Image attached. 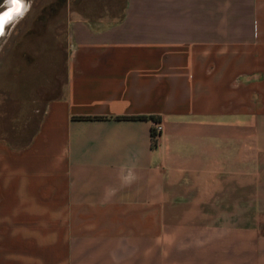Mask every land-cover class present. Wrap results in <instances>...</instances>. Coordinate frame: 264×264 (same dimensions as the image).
I'll list each match as a JSON object with an SVG mask.
<instances>
[{
  "label": "crops",
  "instance_id": "0c3cea01",
  "mask_svg": "<svg viewBox=\"0 0 264 264\" xmlns=\"http://www.w3.org/2000/svg\"><path fill=\"white\" fill-rule=\"evenodd\" d=\"M68 12L62 96L0 143V264H264V0Z\"/></svg>",
  "mask_w": 264,
  "mask_h": 264
},
{
  "label": "rangeland",
  "instance_id": "374dc122",
  "mask_svg": "<svg viewBox=\"0 0 264 264\" xmlns=\"http://www.w3.org/2000/svg\"><path fill=\"white\" fill-rule=\"evenodd\" d=\"M22 15L0 35V143L28 142L44 105L64 91L68 10L121 9L123 0H23ZM6 0H0V11Z\"/></svg>",
  "mask_w": 264,
  "mask_h": 264
},
{
  "label": "snow or ice",
  "instance_id": "6c2138e0",
  "mask_svg": "<svg viewBox=\"0 0 264 264\" xmlns=\"http://www.w3.org/2000/svg\"><path fill=\"white\" fill-rule=\"evenodd\" d=\"M10 3L14 6L7 12L0 15V35L3 34L4 26L13 20L14 16L22 15L20 0H10Z\"/></svg>",
  "mask_w": 264,
  "mask_h": 264
},
{
  "label": "built area",
  "instance_id": "2783aa9c",
  "mask_svg": "<svg viewBox=\"0 0 264 264\" xmlns=\"http://www.w3.org/2000/svg\"><path fill=\"white\" fill-rule=\"evenodd\" d=\"M161 126L158 122H154L151 129H150V137L152 140H156L158 137V134L160 132ZM152 131V133H151Z\"/></svg>",
  "mask_w": 264,
  "mask_h": 264
},
{
  "label": "bare ground",
  "instance_id": "6f19581e",
  "mask_svg": "<svg viewBox=\"0 0 264 264\" xmlns=\"http://www.w3.org/2000/svg\"><path fill=\"white\" fill-rule=\"evenodd\" d=\"M20 3H21V11L23 12V10L25 9L24 7V2L23 0H20ZM14 7L11 3H10V0H6V4H5V8H3L1 11H0V15H2L3 13L7 12L10 8ZM18 16V15H16ZM14 16V18L16 17Z\"/></svg>",
  "mask_w": 264,
  "mask_h": 264
},
{
  "label": "trees",
  "instance_id": "16d2710c",
  "mask_svg": "<svg viewBox=\"0 0 264 264\" xmlns=\"http://www.w3.org/2000/svg\"><path fill=\"white\" fill-rule=\"evenodd\" d=\"M151 133H152V131H151ZM152 144H153V145L155 144V141H154V140H152Z\"/></svg>",
  "mask_w": 264,
  "mask_h": 264
},
{
  "label": "clouds",
  "instance_id": "9594fccd",
  "mask_svg": "<svg viewBox=\"0 0 264 264\" xmlns=\"http://www.w3.org/2000/svg\"><path fill=\"white\" fill-rule=\"evenodd\" d=\"M131 178H132V177H131V175H129V177H128L127 179H129V180H130Z\"/></svg>",
  "mask_w": 264,
  "mask_h": 264
}]
</instances>
